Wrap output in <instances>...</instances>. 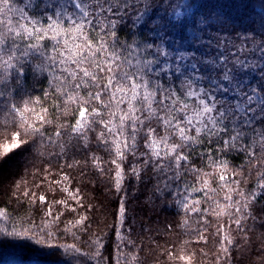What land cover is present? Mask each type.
I'll return each instance as SVG.
<instances>
[{
  "label": "trees",
  "instance_id": "trees-1",
  "mask_svg": "<svg viewBox=\"0 0 264 264\" xmlns=\"http://www.w3.org/2000/svg\"><path fill=\"white\" fill-rule=\"evenodd\" d=\"M60 3L62 8L71 7L69 0ZM30 5L24 11L16 0H0V47L7 44L0 59L26 60L36 73L29 72L15 98L5 93L0 100V127L17 122L16 127L0 129V264H13L10 258L21 264H88L104 244L107 251L98 264H108L110 255L113 264H264V228L260 227L264 213L260 219L245 221L247 232L236 229L246 219L239 215L242 208L248 210L245 201L252 199L245 197V190L259 195L257 181L264 186L259 179L264 174V152L252 160L233 154L235 167L224 157L215 162L211 156L198 160L203 167L186 168L190 175L175 206L172 200L150 202L151 170L141 178L129 170L122 184L124 169L119 162L125 151L135 147L136 134L146 133L151 142V154L144 164L136 165L139 172L157 156L162 162L171 158L174 165L187 160L173 153L181 141L198 143L200 130L189 136L177 125L176 143L167 141L173 133L164 132L162 124L160 139L148 130L151 125L140 130V108L134 107L138 93L129 90L130 85L137 86L130 75L126 82L117 78L127 71V64L119 63L120 50L111 47L115 34L105 32L104 21H97L99 27L89 31L88 23L73 18L74 13L54 15L39 0H30ZM261 12L260 0H200L197 15L211 14L209 22L218 32L232 37L247 28L260 37L264 35ZM17 105L18 111L10 116ZM144 107L154 114L150 103ZM83 110L85 117L78 127ZM170 119L160 117L164 125ZM45 127L51 137L39 131ZM33 129L43 141L25 135ZM17 134L24 146L5 156L4 144H15ZM90 139L92 144L106 145L112 155L100 159L98 152L80 151ZM153 140L168 151L154 152ZM259 143L254 137L253 146ZM246 151L251 156L252 148ZM255 207L258 212L264 208V199ZM233 240L239 242L233 245ZM37 241L43 243L36 246ZM64 248L76 254L67 257Z\"/></svg>",
  "mask_w": 264,
  "mask_h": 264
},
{
  "label": "snow or ice",
  "instance_id": "snow-or-ice-1",
  "mask_svg": "<svg viewBox=\"0 0 264 264\" xmlns=\"http://www.w3.org/2000/svg\"><path fill=\"white\" fill-rule=\"evenodd\" d=\"M16 3L23 5L24 11L31 6L30 0H16ZM69 3L70 8H62L60 0H56L54 5L49 0L47 3L46 0H39V4L45 5L44 10H51L54 15L74 13L73 18L88 23L89 31L97 29V21L103 20L105 32L115 34L111 47L120 50L119 63L127 64V71L118 73L117 78L126 82L130 75L137 86L133 89L130 85L129 90L138 93L134 107L140 108L138 116L143 121L139 125L140 130L151 125L148 130L160 139L163 137L160 135L162 124L164 132L173 133L167 137L169 143L177 142L174 135L177 125L184 128L189 136H195L197 129L200 130L198 143L181 141V147L173 153V156L184 155L187 160H180L174 165L171 158L162 162L157 156L155 162L149 159L139 172L135 171L136 165L144 164L151 154V142L146 133L136 134L135 147L125 151L124 159L119 162L124 169L122 184L129 170H133L132 175L139 178L151 170L152 187L147 198L152 203L172 200L175 206L186 183L185 177L190 175L186 168L192 164H196L197 169L203 167L196 161H207L211 156L215 162L224 157L235 167L233 154L252 160L264 152V35L257 37L256 30L252 28H247L244 33L237 32L235 37L218 32L216 26L209 22L211 14L197 15L200 0H69ZM260 4L264 6V0H260ZM259 15L264 18V12ZM43 22L47 23V17ZM248 32L252 34L249 36ZM261 32L264 33V24L261 25ZM5 48L7 44L0 47V52ZM30 71L32 66L26 60L17 63L15 57L11 61L0 59V100L4 99L5 93L9 98H15ZM32 74L35 75V71ZM43 79L47 81L48 76L44 75ZM143 92L148 93L146 98ZM20 100L23 101L22 96ZM146 103L154 109L153 115H149L144 107ZM16 111L18 105L12 108L9 115ZM2 112L0 110V114ZM161 115L171 117L167 125L160 120ZM145 116H149L146 121ZM153 121H156V126H153ZM16 123L13 120L0 129L16 127ZM39 131L51 137L47 127ZM25 135L39 137L34 129ZM254 137H258L259 147L253 146ZM39 139L43 141V137ZM15 140V144H4L5 156L24 146L19 134ZM250 147L251 156L246 151ZM89 150L100 153V159L112 155L106 145L92 144L91 139L80 145V151L87 153ZM141 152L143 154L137 156ZM194 153L197 154L194 156ZM92 158L95 159V155ZM101 171L106 169L101 168ZM259 179L264 180V174ZM256 186L259 195L250 188L245 190V197L251 196L252 199L245 201L247 211L241 209L239 215L246 219L236 225L237 232L241 229L247 232L245 221L260 219V213H264V208L258 212L255 207L264 199V186H260L259 181ZM260 227L264 228V221H261ZM15 234L19 235V230ZM24 235L27 237V228ZM238 242L233 240L232 244ZM41 243L37 241L36 246ZM107 247L104 244L96 259L89 260L88 264H98ZM225 250L231 251L230 248ZM63 253L67 257L76 254L69 248H64ZM107 260L108 264H113L111 255Z\"/></svg>",
  "mask_w": 264,
  "mask_h": 264
},
{
  "label": "rangeland",
  "instance_id": "rangeland-1",
  "mask_svg": "<svg viewBox=\"0 0 264 264\" xmlns=\"http://www.w3.org/2000/svg\"><path fill=\"white\" fill-rule=\"evenodd\" d=\"M189 103H191V102L189 101ZM84 117H85V111L83 110L80 113L78 127H80L82 125V121H83ZM152 148H153L154 152H156L158 154L168 151L166 149V147L161 142L156 141V140L152 141ZM9 261L10 262L14 261L13 264H21V263L18 262L19 260H17L16 258H10ZM29 264H40V263L29 262ZM41 264H46V263H41Z\"/></svg>",
  "mask_w": 264,
  "mask_h": 264
}]
</instances>
